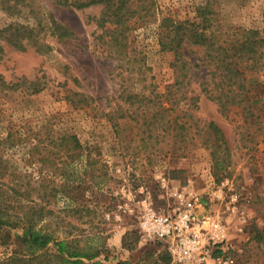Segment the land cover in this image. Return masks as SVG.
Instances as JSON below:
<instances>
[{"label": "rangeland", "instance_id": "1", "mask_svg": "<svg viewBox=\"0 0 264 264\" xmlns=\"http://www.w3.org/2000/svg\"><path fill=\"white\" fill-rule=\"evenodd\" d=\"M103 7L0 0V73L21 83L0 93V155L17 175L3 187L10 212L37 218L45 205L50 229L95 247L99 264H264V103L221 111L203 94L187 111L167 109L155 93L157 104L137 108L123 85L142 90L139 63L102 47ZM205 11L222 40L264 31V0H157L151 21L130 37L156 92L175 80L176 53L160 43L164 17L201 23ZM31 81L46 88L33 92ZM74 134L81 147L67 138ZM186 213L206 234L216 224L225 229V240L212 245L218 255L181 258L179 237L144 226L149 216ZM8 231L0 229V262L25 248L6 243Z\"/></svg>", "mask_w": 264, "mask_h": 264}, {"label": "trees", "instance_id": "2", "mask_svg": "<svg viewBox=\"0 0 264 264\" xmlns=\"http://www.w3.org/2000/svg\"><path fill=\"white\" fill-rule=\"evenodd\" d=\"M59 2L77 8L103 4V12L98 20L103 31L97 38L102 41V47L108 51V55H117L127 63L128 61L139 63L135 70L145 82L142 83V90L134 91L123 85V93L129 91L128 97L133 100L131 103L134 104L136 100L140 102L137 108L144 109L152 102L157 104V98H152L155 93L156 97H166L170 104L167 109H174L183 104L187 111H192L198 106L203 94L215 101L221 111H226L231 105L246 107L264 103V81L257 76V73L264 75L262 30L244 29L241 36L227 41L220 38V29H211L212 25L207 26L210 18L206 11L203 12L201 22L206 24L203 27L198 22L177 21L172 17H164L159 32L160 43L162 50L176 53V60L172 63L175 80L167 84L164 92H156L158 84L148 81L153 78L147 73L151 67L147 65L145 57L132 54L130 37L139 24L151 21V17L156 13L157 0H59ZM206 8L209 9V6ZM188 47L196 48L197 57L190 55ZM37 50L41 52V47L37 46ZM120 65L123 68L121 71L126 70L124 62ZM194 82L199 83L198 93H195L197 89L193 86ZM31 84L33 92H40L46 88V85H40L39 81H31ZM20 86L21 83L8 81L0 73V93L3 88L16 89ZM151 88L153 90L147 94ZM186 124L187 122L184 123L185 128ZM210 127L220 129L214 123H211ZM67 138H73L76 147L82 146L76 134L68 135ZM12 176L13 180H16V173L11 171L3 155H0V229L9 230L6 243H11V239L14 238L20 246L25 247L15 249L13 254L0 264H99L96 259L100 256V251L95 247L90 244L82 245L79 237L56 235L50 229V224L46 221L45 205H41L37 210V218L14 215L10 212L3 187ZM14 190L19 191L16 187ZM14 228H23L24 231L13 234ZM220 252L221 250H218L214 254L218 255ZM119 264L127 262L121 261Z\"/></svg>", "mask_w": 264, "mask_h": 264}, {"label": "built area", "instance_id": "3", "mask_svg": "<svg viewBox=\"0 0 264 264\" xmlns=\"http://www.w3.org/2000/svg\"><path fill=\"white\" fill-rule=\"evenodd\" d=\"M148 229L152 226L155 232L162 236L179 237L174 251L182 255L181 258H193L207 260L214 257L212 245L224 241L225 229L220 224L215 225L211 234H206L196 224V216L193 213L181 214L177 218L172 216H149L144 221Z\"/></svg>", "mask_w": 264, "mask_h": 264}]
</instances>
